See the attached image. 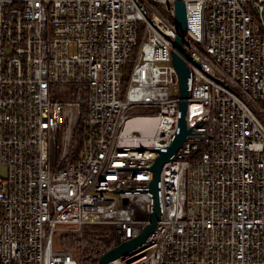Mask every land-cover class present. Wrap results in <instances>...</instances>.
Listing matches in <instances>:
<instances>
[{
    "label": "built area",
    "instance_id": "built-area-1",
    "mask_svg": "<svg viewBox=\"0 0 264 264\" xmlns=\"http://www.w3.org/2000/svg\"><path fill=\"white\" fill-rule=\"evenodd\" d=\"M183 1L192 133L155 230L109 264H264V0ZM174 2L0 0V264H78L62 227L108 224L116 244L150 223L178 117Z\"/></svg>",
    "mask_w": 264,
    "mask_h": 264
},
{
    "label": "water",
    "instance_id": "water-1",
    "mask_svg": "<svg viewBox=\"0 0 264 264\" xmlns=\"http://www.w3.org/2000/svg\"><path fill=\"white\" fill-rule=\"evenodd\" d=\"M174 12L177 24V35L175 37L172 51V63L178 75V117L175 131L167 146L156 148L158 156L150 167L151 179L149 182L148 192L152 196V212L150 215V223L146 225L136 236L121 243H116L111 249L105 252L98 260L97 264H109L119 256L131 251L145 243L150 234L155 230L156 224L161 220L162 211L160 207L159 182L162 169L171 161L179 149L182 148L188 136L192 133V129L187 127V101L191 92V71L188 64L183 60L192 62V60L184 54V32L187 28L186 7L183 0H175ZM183 58H182V57Z\"/></svg>",
    "mask_w": 264,
    "mask_h": 264
},
{
    "label": "rangeland",
    "instance_id": "rangeland-1",
    "mask_svg": "<svg viewBox=\"0 0 264 264\" xmlns=\"http://www.w3.org/2000/svg\"><path fill=\"white\" fill-rule=\"evenodd\" d=\"M139 112L146 113L143 109ZM4 175L5 169L0 167V177ZM62 228L55 236L56 248L70 252L78 264H93L115 245L113 227L108 224L84 226L80 231L66 226Z\"/></svg>",
    "mask_w": 264,
    "mask_h": 264
},
{
    "label": "trees",
    "instance_id": "trees-1",
    "mask_svg": "<svg viewBox=\"0 0 264 264\" xmlns=\"http://www.w3.org/2000/svg\"><path fill=\"white\" fill-rule=\"evenodd\" d=\"M131 67H132V65H127L125 70H124L125 71L124 85H126L127 82H128L129 74H130V71H131ZM82 131H83V125H82V122H79L78 125H77V128H76V130L74 132V136H73L74 148L76 150H79L81 148L80 138H81ZM97 262L98 261H94L93 264H97Z\"/></svg>",
    "mask_w": 264,
    "mask_h": 264
},
{
    "label": "bare ground",
    "instance_id": "bare-ground-1",
    "mask_svg": "<svg viewBox=\"0 0 264 264\" xmlns=\"http://www.w3.org/2000/svg\"><path fill=\"white\" fill-rule=\"evenodd\" d=\"M137 120H152V119L143 118V117H136L133 120H131V122L129 124H131L132 122L137 121ZM141 125H142V130L139 134V137L141 139H144V140L149 139L154 134L155 124L152 122H146L145 124L141 123Z\"/></svg>",
    "mask_w": 264,
    "mask_h": 264
}]
</instances>
